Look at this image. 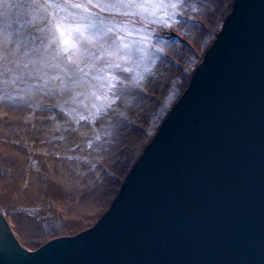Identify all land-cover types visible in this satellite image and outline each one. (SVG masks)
Listing matches in <instances>:
<instances>
[{
  "label": "water",
  "instance_id": "water-1",
  "mask_svg": "<svg viewBox=\"0 0 264 264\" xmlns=\"http://www.w3.org/2000/svg\"><path fill=\"white\" fill-rule=\"evenodd\" d=\"M0 264H264V0H235L93 227L32 251L0 207Z\"/></svg>",
  "mask_w": 264,
  "mask_h": 264
},
{
  "label": "rangeland",
  "instance_id": "rangeland-1",
  "mask_svg": "<svg viewBox=\"0 0 264 264\" xmlns=\"http://www.w3.org/2000/svg\"><path fill=\"white\" fill-rule=\"evenodd\" d=\"M24 3L0 0V52L6 57L0 64L13 69L3 77L7 82H0V207L24 246L35 251L93 227L110 208L188 87L235 0H184L167 24L132 18L142 31L126 42L149 36L143 45L148 55L138 66L115 60L136 72L109 69L117 78L114 88L104 79L81 81L46 65L24 69L21 53L41 48L48 36L39 31L48 27L47 13L25 9ZM157 18L168 19L163 14ZM134 76L143 79L136 84ZM69 226L77 228L61 231Z\"/></svg>",
  "mask_w": 264,
  "mask_h": 264
},
{
  "label": "snow or ice",
  "instance_id": "snow-or-ice-1",
  "mask_svg": "<svg viewBox=\"0 0 264 264\" xmlns=\"http://www.w3.org/2000/svg\"><path fill=\"white\" fill-rule=\"evenodd\" d=\"M184 0H25V9L40 10L47 13V28L39 29L47 32V43L41 41V48H26L21 57L23 68L46 65L60 69L71 77H80L81 81L91 77L92 80L104 79L110 88H114L116 77L108 73L109 69H121L123 72H136V67H123L120 60L132 62L137 66L147 57L144 44L149 36L144 35L140 40L126 42L136 28L132 18H140L149 23L167 24L175 17L176 10ZM93 9L99 12L93 14ZM108 13L102 16L100 13ZM163 17L168 19L160 18ZM133 24L130 28L129 25ZM33 43L35 37L32 38ZM20 45L16 50L19 51ZM42 49V50H41ZM51 49V52L49 50ZM107 58H111L106 60ZM6 59L0 52V62ZM104 61L103 64L100 62ZM16 67H21V61H14ZM83 65V66H82ZM96 69L98 75L92 76ZM13 69L0 64V82L6 73ZM149 71V69H145ZM108 73L107 75H101ZM56 79L58 77H52ZM143 76H134L133 82L139 84ZM15 83V80L12 81Z\"/></svg>",
  "mask_w": 264,
  "mask_h": 264
},
{
  "label": "trees",
  "instance_id": "trees-1",
  "mask_svg": "<svg viewBox=\"0 0 264 264\" xmlns=\"http://www.w3.org/2000/svg\"><path fill=\"white\" fill-rule=\"evenodd\" d=\"M1 197V196H0ZM1 199V198H0ZM77 227H72V226H69V227H62V229H61V231H73L74 229H76ZM56 231H58V230H56ZM53 233H56V232H54V231H52V234Z\"/></svg>",
  "mask_w": 264,
  "mask_h": 264
},
{
  "label": "bare ground",
  "instance_id": "bare-ground-1",
  "mask_svg": "<svg viewBox=\"0 0 264 264\" xmlns=\"http://www.w3.org/2000/svg\"><path fill=\"white\" fill-rule=\"evenodd\" d=\"M4 212V211H3Z\"/></svg>",
  "mask_w": 264,
  "mask_h": 264
}]
</instances>
